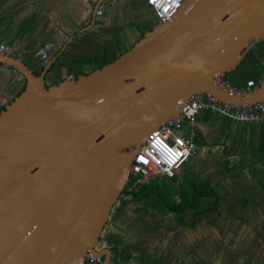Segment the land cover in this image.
Returning a JSON list of instances; mask_svg holds the SVG:
<instances>
[{
	"label": "water",
	"instance_id": "1",
	"mask_svg": "<svg viewBox=\"0 0 264 264\" xmlns=\"http://www.w3.org/2000/svg\"><path fill=\"white\" fill-rule=\"evenodd\" d=\"M261 42L264 0H189L111 62L52 85L60 53L41 72L0 54L24 77L0 111V264H84L89 253L111 264L100 239L136 152L196 94L261 101L264 82L245 94L216 86Z\"/></svg>",
	"mask_w": 264,
	"mask_h": 264
},
{
	"label": "crops",
	"instance_id": "2",
	"mask_svg": "<svg viewBox=\"0 0 264 264\" xmlns=\"http://www.w3.org/2000/svg\"><path fill=\"white\" fill-rule=\"evenodd\" d=\"M153 25L146 0H0L1 37L26 51L27 65L41 72L61 54L62 70L47 76L49 85L118 57ZM45 45L52 46L50 57L40 60L36 53ZM263 73L264 43L228 81L240 89ZM23 89L24 80L0 73V111ZM197 130L188 174L138 178L125 188L137 185L143 194L122 193L111 207L99 244L111 251V264H264V123L202 111ZM167 202L178 211L165 208Z\"/></svg>",
	"mask_w": 264,
	"mask_h": 264
},
{
	"label": "built area",
	"instance_id": "3",
	"mask_svg": "<svg viewBox=\"0 0 264 264\" xmlns=\"http://www.w3.org/2000/svg\"><path fill=\"white\" fill-rule=\"evenodd\" d=\"M189 0H146L154 16V24L171 22L176 14ZM98 11L97 15H102ZM51 45L40 48L36 56L40 60L50 57ZM26 51L16 48L3 41L0 34V54L23 60ZM0 73L10 75L16 81H23L24 77L15 68L0 63ZM264 82V73L259 82L249 81L244 88H235L223 79L216 81L217 87L227 91L245 94L255 90ZM183 105L179 116L164 121L160 127L147 136L142 147L136 152L131 162V174L139 179H154V177L171 180L176 175L180 165L187 162L198 151L199 145L195 141L197 131V116L202 111L220 114L231 121L245 124L264 123V99L252 105H236L225 102L211 93H201L190 97ZM84 264H105L101 256L89 253Z\"/></svg>",
	"mask_w": 264,
	"mask_h": 264
},
{
	"label": "trees",
	"instance_id": "4",
	"mask_svg": "<svg viewBox=\"0 0 264 264\" xmlns=\"http://www.w3.org/2000/svg\"><path fill=\"white\" fill-rule=\"evenodd\" d=\"M109 62H111V60H106V61H104L102 64H100V65H98L97 66V68L98 67H101V66H103V65H105V64H107V63H109ZM224 80H227L228 81V77L226 76L225 78H224ZM195 141L197 142V143H199V140H198V130L196 131V134H195ZM177 175V174H176ZM175 175V176H176ZM175 178V177H174ZM173 178V179H174ZM138 178H135V179H132V174H131V177H130V184H131V186H132V184H135V182H136V180H137ZM131 186H128L127 188H125L124 187V189H123V192L122 193H125V194H129V195H134V196H138V195H140V194H143L142 193V190L143 189H141V187H138L137 185H135V186H133V188H131ZM131 188V189H130ZM150 193V192H149ZM144 194H148V193H144ZM197 195V194H196ZM196 198L197 196H195L194 194H193V196H192V199L194 200V198ZM168 203V202H167ZM184 205H186V203H184ZM183 205V206H184ZM189 205H191V206H198V204H195L194 202H190L189 203ZM181 204H180V207H183ZM169 211L170 210H172V211H178V205L176 206V207H173V204L172 203H170L169 202V205H168V207H166ZM184 208V207H183Z\"/></svg>",
	"mask_w": 264,
	"mask_h": 264
},
{
	"label": "rangeland",
	"instance_id": "5",
	"mask_svg": "<svg viewBox=\"0 0 264 264\" xmlns=\"http://www.w3.org/2000/svg\"><path fill=\"white\" fill-rule=\"evenodd\" d=\"M263 43H264V42H261V43H259L258 45H262ZM228 76H230V75H228ZM228 78H229V77H228ZM187 166H188V165H187L186 163L180 165V167H178V169L176 170V172H177V171H178V172H179V171H180V172L182 171V174H183V173L188 174V173H187ZM182 174H181V175H182ZM180 177H181V178H179L180 181H182V180H188L187 176H180ZM135 178H139V176L132 174V179H135ZM154 178H158V177H154ZM170 203H172V202H170ZM184 203H186V202L183 200V201L181 202V205L183 206ZM172 204H173V203H172ZM168 205H169V202L166 203L164 207L166 208V207H168ZM186 205H187V203H186ZM183 207H185V205H184Z\"/></svg>",
	"mask_w": 264,
	"mask_h": 264
},
{
	"label": "flooded vegetation",
	"instance_id": "6",
	"mask_svg": "<svg viewBox=\"0 0 264 264\" xmlns=\"http://www.w3.org/2000/svg\"><path fill=\"white\" fill-rule=\"evenodd\" d=\"M108 57H109V56H108ZM115 58H117V56H115L114 58H113V57H109L108 59H105L104 61H106V60H111V61H112V60H114ZM101 62L103 63V60H101ZM101 62H100L99 64H102ZM96 68H97V67H96Z\"/></svg>",
	"mask_w": 264,
	"mask_h": 264
}]
</instances>
